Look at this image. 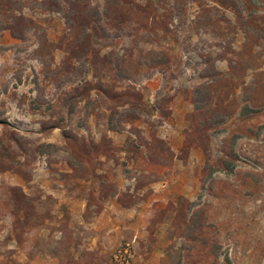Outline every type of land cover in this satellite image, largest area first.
Masks as SVG:
<instances>
[{
	"label": "rangeland",
	"instance_id": "374dc122",
	"mask_svg": "<svg viewBox=\"0 0 264 264\" xmlns=\"http://www.w3.org/2000/svg\"><path fill=\"white\" fill-rule=\"evenodd\" d=\"M144 228L161 264H264V0H0V264Z\"/></svg>",
	"mask_w": 264,
	"mask_h": 264
},
{
	"label": "crops",
	"instance_id": "0c3cea01",
	"mask_svg": "<svg viewBox=\"0 0 264 264\" xmlns=\"http://www.w3.org/2000/svg\"><path fill=\"white\" fill-rule=\"evenodd\" d=\"M155 185H157V184H155ZM162 187L165 188V185H163ZM155 188H156V186H155ZM140 208H141L140 205H134L131 208H127V209L124 208L123 211H124V213L126 211L127 212L133 211L135 213V216L138 214L137 215L138 217H142L143 216V209H140ZM104 214L107 216V218H110L111 220L113 219L112 216H114V215H112L113 213L111 211H105ZM142 229H139L133 238V240L134 239L136 240L135 251L137 250V253H138L136 258L133 261V264H161V258H160L161 256H159L156 253H158V251L163 250L162 248L159 249V247H155L153 250L154 252L151 253L150 257H148L147 254L145 256L140 254V252L143 251L142 244H141L142 239L155 237L153 235H157V233L152 235V233L145 228H144L145 230H142ZM93 264H99V262H97V263L94 262Z\"/></svg>",
	"mask_w": 264,
	"mask_h": 264
},
{
	"label": "built area",
	"instance_id": "2783aa9c",
	"mask_svg": "<svg viewBox=\"0 0 264 264\" xmlns=\"http://www.w3.org/2000/svg\"><path fill=\"white\" fill-rule=\"evenodd\" d=\"M135 244V239L124 243L114 252L110 264H133L136 255Z\"/></svg>",
	"mask_w": 264,
	"mask_h": 264
}]
</instances>
